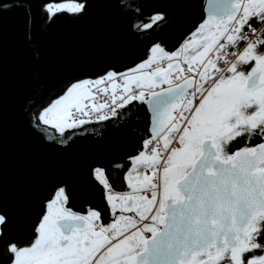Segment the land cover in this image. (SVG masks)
Masks as SVG:
<instances>
[{"label":"snow or ice","instance_id":"1","mask_svg":"<svg viewBox=\"0 0 264 264\" xmlns=\"http://www.w3.org/2000/svg\"><path fill=\"white\" fill-rule=\"evenodd\" d=\"M35 3L41 32L93 8L131 13L144 47L122 70L118 60L81 68L47 103L33 70L25 113L41 141L68 152L90 132L102 140L89 126L103 124L130 147L113 143L107 159L83 162L81 184L54 169L35 211L26 197L6 210L0 180V264H264V0H206L190 22L179 18L188 0L148 13L145 0H0V18L23 11L38 60ZM2 105L0 88V114ZM141 105L143 128L125 120ZM81 163L72 151L67 165Z\"/></svg>","mask_w":264,"mask_h":264},{"label":"water","instance_id":"2","mask_svg":"<svg viewBox=\"0 0 264 264\" xmlns=\"http://www.w3.org/2000/svg\"><path fill=\"white\" fill-rule=\"evenodd\" d=\"M59 2V0H55ZM118 2V0H116ZM134 2V0H133ZM206 0H188L179 10L182 22L196 19L202 12ZM168 0H145L144 11L151 12L156 7H167ZM39 4L33 5L35 30L33 42L39 51V59H34L33 49L24 39L25 20L22 10L13 8L5 11L0 18L3 29V43L0 48V88H2V114H0V180L3 183V207L13 211L23 198H27L33 211L51 187L49 179L54 169L67 172L74 184L84 181L83 162L110 156L108 147L113 143L130 147L128 138L114 128L103 124L90 125L103 137L101 140L94 132L76 137L73 148L60 152L45 142L28 126L25 108L31 96L29 81L35 68H39L44 84V103L49 94L59 90L62 83L80 74L81 68L92 71L101 70L108 62L130 63L134 55L143 52V43L128 29L131 13L120 12L112 7L105 10L93 8L89 16L74 22L67 15H61L46 32L39 30L41 15ZM174 14L175 9H169ZM118 52L119 56L110 53ZM145 108L139 106L125 117L131 123L146 126ZM72 151L80 153L82 163L68 166ZM99 202V196L96 197ZM79 210V200L74 201ZM24 234L18 228L17 238Z\"/></svg>","mask_w":264,"mask_h":264},{"label":"flooded vegetation","instance_id":"3","mask_svg":"<svg viewBox=\"0 0 264 264\" xmlns=\"http://www.w3.org/2000/svg\"><path fill=\"white\" fill-rule=\"evenodd\" d=\"M245 142H247L249 145H253L260 142L259 137H253L250 140L245 141L244 139L238 138L237 141L233 143V150L237 147H243L245 145Z\"/></svg>","mask_w":264,"mask_h":264}]
</instances>
